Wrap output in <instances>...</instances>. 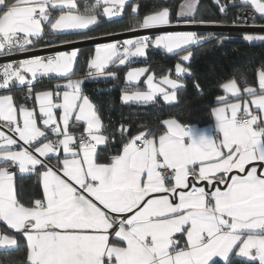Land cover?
<instances>
[{
  "label": "snow or ice",
  "instance_id": "obj_1",
  "mask_svg": "<svg viewBox=\"0 0 264 264\" xmlns=\"http://www.w3.org/2000/svg\"><path fill=\"white\" fill-rule=\"evenodd\" d=\"M230 3L236 6V0ZM125 4L96 0L81 12L75 0H0V56L34 51L46 36L93 39L87 32L100 16L120 17ZM240 5L264 19L262 0H240ZM220 10L226 12L227 5ZM132 11L137 12L135 6ZM195 11V0H186L178 15L193 18L182 23H216L196 20ZM134 19L126 31L172 26L168 10ZM208 39L191 31H171L155 39L98 43L83 78H73L78 48L0 67V89L10 93L14 85H27L25 100L32 99L34 82L41 78L66 81L35 93L38 117L35 109L17 106L13 95H0V127L12 133L0 131V221L25 237L26 264H216L214 257L230 264L229 254L237 249L235 255L246 258L242 264H264V70L258 71V89L244 81V97L236 79L220 85L226 95L217 98L222 106L213 109V136H197L192 126L164 120L163 134L145 131L131 137L110 162L101 159L98 146H107L108 138L82 87L85 80L115 79L116 73L107 71L110 66L130 65L150 46L188 62L190 46ZM244 40L264 41V36L245 35ZM148 71L130 68L122 102L177 99L184 85L167 75L159 84L148 75L147 91L134 88ZM175 73L190 74L180 63ZM81 124L83 134L74 135L70 127ZM49 133L55 139H49ZM12 168L38 171L43 199L30 206L21 202ZM199 182L207 183L200 187ZM0 245L18 246V241L4 235Z\"/></svg>",
  "mask_w": 264,
  "mask_h": 264
},
{
  "label": "trees",
  "instance_id": "obj_2",
  "mask_svg": "<svg viewBox=\"0 0 264 264\" xmlns=\"http://www.w3.org/2000/svg\"><path fill=\"white\" fill-rule=\"evenodd\" d=\"M185 1L130 0L120 17L111 20H99V23L91 26L87 34L94 39L110 36L111 33H126L129 32L126 29L135 23L134 17L142 20L146 15L163 10L169 11L172 24L182 23L183 19L178 18V13ZM93 4L94 2L89 0L86 3H81L78 8L83 12L85 7ZM221 5H227L226 12H221ZM133 6L137 9L136 13L132 11ZM245 10L248 9L240 5V0H236V6H233L230 0H219V2L217 0H198L193 16L196 20L216 22L215 24L198 25L232 26L235 25L238 14ZM253 25L264 26V19H256ZM197 35L206 36L209 39L190 46L192 56L185 64L178 55L148 49L143 59H138L130 65L111 66L108 71L116 73L115 79L85 80L82 85L84 94L97 109L103 125L102 134L108 138L107 146L98 148L103 162H110L112 156L120 154L128 139L141 132L150 131L157 136L162 134L165 127L164 120L176 119L184 126L209 124L210 110L218 104L217 98L222 95L221 84L234 78L241 88L245 86L244 81L247 82L248 86L255 85L256 74L258 71L264 70V41L249 43L244 40V36L247 34L235 32H199ZM64 40L85 41L77 35L46 36L44 40L40 41L36 49L51 47L50 45H65L62 43ZM94 48L79 49L78 60L74 65L75 76L73 78H83L86 75L88 60ZM177 63L188 68L190 74L185 73L179 77V81L184 87L178 90L177 100L174 103L164 104L160 99H156L149 104H125L122 102V92L126 89L127 84L124 76L129 67H146L153 77L158 80L165 75H173ZM63 82L65 81L60 78L51 80L41 78L34 82V94L40 91L54 90L57 83L61 84ZM133 87L135 88V86ZM26 92L27 86H13L10 93L9 90L6 92L0 90V95L11 94L17 106L24 104L30 107L32 100H25ZM122 126L127 129L126 132H122ZM70 130L76 136L81 131L79 127H70ZM52 163L55 164V160ZM14 185L18 193V199L26 206H30L36 199L43 198L38 171L27 174H20L15 171ZM8 234L17 239L18 246L13 247L17 250H0V264H26L24 239L21 238V234L12 231H8ZM243 261L235 255L229 259L230 264H242ZM215 262L216 264H226V262L219 260H215ZM256 264L258 263L256 262Z\"/></svg>",
  "mask_w": 264,
  "mask_h": 264
},
{
  "label": "water",
  "instance_id": "obj_3",
  "mask_svg": "<svg viewBox=\"0 0 264 264\" xmlns=\"http://www.w3.org/2000/svg\"><path fill=\"white\" fill-rule=\"evenodd\" d=\"M243 13L238 14L240 16ZM252 15V20L249 24H242L241 22H237V24L232 26H218V25H198V24H176L171 27H162L158 29H149V30H141L139 32H126L121 34H115L110 36H104L94 39H89L85 41H80L76 43H70L59 46H51L41 49H35L34 51H30L27 53H20L9 56H0V65L20 62L22 60L32 59L35 56H46L56 54V51H71L73 49H80L85 47H96L99 44H107V43H116L123 42L125 39H136L141 36L154 37L157 35H162L171 31H191L195 33L205 32V33H242V34H264V26H256L253 25V22L256 20V17L250 12ZM4 132L7 133L6 130L0 127ZM9 134V133H8ZM192 183H196L195 181L190 179ZM207 182H199L197 186L204 187ZM221 189L224 188V185H218ZM206 190L212 191V188H207Z\"/></svg>",
  "mask_w": 264,
  "mask_h": 264
},
{
  "label": "crops",
  "instance_id": "obj_4",
  "mask_svg": "<svg viewBox=\"0 0 264 264\" xmlns=\"http://www.w3.org/2000/svg\"><path fill=\"white\" fill-rule=\"evenodd\" d=\"M89 0H75V2L77 3V6H79V5H81V3H86V2H88ZM94 3L96 2V0H92ZM129 1L130 0H126V4H125V6L129 3ZM195 2H196V7H197V3H198V0H195ZM262 2H264V0H262ZM186 3V1L182 4V5H184ZM248 10H245L244 12H251L255 17H256V19H258V18H260V15L258 14V13H255V10L253 9V8H251L250 6L249 7H246ZM181 9H182V6H181ZM181 9H180V11H181ZM99 11L100 12H102L103 11V5H101L100 6V8H99ZM179 11V12H180ZM122 14V13H121ZM194 14V13H193ZM169 17H170V15H169ZM115 18H117V17H113V18H111V19H115ZM178 18L181 20V19H187V18H190V17H180L179 15H178ZM99 20H110L109 18H107V17H104V16H100V18H99ZM176 24H183V23H173L172 25H176ZM163 35V34H162ZM155 37L156 36H154L153 38H150V39H155ZM120 44H122V43H120ZM148 49H155V50H160V51H163V52H165V53H167L166 51H164V50H162V49H157V48H155V47H152V46H150ZM148 49H146L145 50V56H146V54H147V51H148ZM67 52H70V51H67ZM94 52H95V48H94V50H93V52H92V55H91V57L94 55ZM169 54V53H168ZM54 55V54H53ZM144 56V57H145ZM90 57V58H91ZM144 57H139V58H134L135 59V61L136 60H138V59H143ZM23 61V60H22ZM182 61V60H181ZM19 62H15L14 63V65L15 64H18ZM184 63V62H183ZM13 64V63H12ZM185 64V63H184ZM6 65V64H5ZM115 67H120V66H124V65H114ZM111 67V66H110ZM109 67V68H110ZM183 67H185V66H183ZM108 68V69H109ZM130 68H146V67H143V66H131V67H129L127 70H126V72H125V76H124V79H125V81H126V74H127V72L130 70ZM108 69H107V71H108ZM88 71H89V69H88ZM148 75H152L149 71L148 72H146L141 78H140V80L137 82V85H134L135 87H138V89L140 90V91H147V85L144 83L145 82V80L147 79V76ZM153 76V75H152ZM169 78H171V79H178L179 80V77H177L176 76V73H175V71H174V74L173 75H167ZM29 79H30V77H28ZM98 79H103V78H98ZM98 79H95V80H98ZM162 78H160V79H158V80H156L155 78H154V82L155 83H157V84H159V82H160V80H161ZM0 82H2V79L0 80ZM66 82V81H65ZM65 82H63V83H65ZM180 82V81H179ZM63 83H61V85L63 84ZM127 83V82H126ZM181 83V82H180ZM238 83V82H237ZM14 86H21V85H14ZM24 86H27V85H24ZM24 86H21V87H24ZM162 87H164L165 88V90L166 91H168V92H171L172 91V89H170V88H168V86L167 85H161ZM251 87H253V88H256V89H258V87H259V85H258V73L256 74V81H255V85H250ZM238 87H240V85H239V83H238ZM240 89H241V96L242 97H244V94H243V88H241L240 87ZM1 91H4V92H6L7 91V89H0ZM178 92V91H177ZM226 94L223 92V89H222V95L221 96H225ZM34 96H35V94L33 95V97H32V104H31V106L30 107H28V108H30V109H35L36 110V115H37V117L39 116V113H38V107L36 106V104H35V99H34ZM228 98V100L229 101H231V102H235V98H232V97H230V96H228L227 97ZM156 99H160L164 104H172V103H174V102H169V103H165L164 102V100H163V98H162V96H157L156 98H155V100ZM154 102V101H153ZM124 103V102H123ZM152 103V102H151ZM125 104H145V103H135V102H130V103H125ZM147 104H149V103H147ZM241 104L243 105V99H241ZM219 106H222V103L221 102H218V104L217 105H215L213 108H211V110H210V123L209 124H207V125H203V126H198V125H194V126H192L194 129H196V134H197V136L198 135H200L201 133H203L205 136H207V137H211V136H213L214 134H215V127H214V123H215V119H214V116H213V109L214 108H216V107H219ZM249 106H250V110L251 111H253L255 114H258L259 115V112H258V110H256L253 106H251V104H250V102H249ZM57 119H59V112H57ZM3 122H0V124H2ZM40 127L41 128H43V125H40ZM1 128H3V127H1ZM79 128L81 129V131H80V133H79V135H81V134H83V124H81L80 126H79ZM4 130H6L7 131V133L5 132V134L6 135H12V133H10V132H8V130H7V128H3ZM0 131H3L2 129H0ZM71 131V130H70ZM164 131H166V127H164ZM9 133V134H8ZM163 134V133H162ZM75 135V134H74ZM78 135V136H79ZM158 137V136H157ZM49 139H55V137H53V136H51V134L49 133ZM21 144H22V142H20ZM101 146H104V145H100V146H98V148L99 147H101ZM26 147V146H25ZM122 152V151H121ZM120 152V153H121ZM63 155V153H62V151H61V156ZM16 171L18 172V173H20L19 172V170H18V168H16ZM20 174H27V173H20ZM189 179H191V177L189 178ZM40 186H41V190H42V194H43V189H42V185H41V183H40ZM154 195H156V194H154ZM43 199V198H42ZM115 215V214H114ZM8 231H12V232H15V230H13V229H10L3 221H0V239H2L3 238V236L4 235H8L10 238H14L13 236H11V235H9L8 234ZM16 233V232H15ZM18 234H20V233H18ZM179 235V234H178ZM21 238L22 239H24V242H25V245H26V239H25V237L21 234ZM113 239H115V237L113 236L112 237ZM14 246H4V245H0V250H4L5 248H13ZM238 250V249H237ZM237 250H234L232 253H230L229 254V259H230V257H232V256H234L235 255V252L237 251ZM26 256H27V248H26ZM236 256V255H235ZM239 258V257H238ZM214 259V261L215 260H219V261H222V262H225L222 258H220V257H214L213 258ZM240 259H243V260H245L246 258H240ZM257 263H258V261H257Z\"/></svg>",
  "mask_w": 264,
  "mask_h": 264
},
{
  "label": "built area",
  "instance_id": "obj_5",
  "mask_svg": "<svg viewBox=\"0 0 264 264\" xmlns=\"http://www.w3.org/2000/svg\"><path fill=\"white\" fill-rule=\"evenodd\" d=\"M242 13L243 14L236 17L235 24H237V22H241L242 24H246V23L249 24V22L252 20V15L249 12H242ZM15 54H20V53L16 52V53H13L12 55H15ZM4 56H9V55H4ZM48 56H51V55H46V56H41V57H48ZM10 171L14 173L16 171V168H12L10 169Z\"/></svg>",
  "mask_w": 264,
  "mask_h": 264
},
{
  "label": "rangeland",
  "instance_id": "obj_6",
  "mask_svg": "<svg viewBox=\"0 0 264 264\" xmlns=\"http://www.w3.org/2000/svg\"><path fill=\"white\" fill-rule=\"evenodd\" d=\"M247 35H251V36H253V37L264 36V35H260V34H247ZM245 41H246V40H245ZM247 42H249V41H247ZM253 42H261V41H259V40H254V41L249 42V43H253ZM182 62L187 63V62H185V61H182ZM182 66H183V65H182Z\"/></svg>",
  "mask_w": 264,
  "mask_h": 264
}]
</instances>
